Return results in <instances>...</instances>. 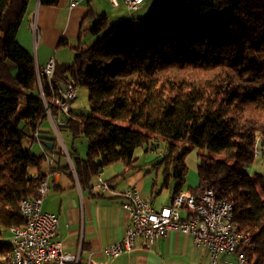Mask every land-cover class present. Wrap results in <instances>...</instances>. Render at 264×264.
<instances>
[{"label": "trees", "instance_id": "16d2710c", "mask_svg": "<svg viewBox=\"0 0 264 264\" xmlns=\"http://www.w3.org/2000/svg\"><path fill=\"white\" fill-rule=\"evenodd\" d=\"M28 2L0 0V264L11 252L10 228L23 224L20 202L37 197L45 179L34 173L43 155L24 147L43 143L48 120L35 59L17 41ZM90 34L52 76L56 88L71 79L88 88L90 114L71 109L58 128L87 141L84 159L66 147L81 186L112 163L135 168L138 149L163 144L160 164L177 193L194 149L198 186L191 193L209 189L230 201L238 230L251 237L242 251L250 264H264V175L246 171L256 144L259 153L264 147V0H152L130 18L98 16ZM41 84L50 98L48 79Z\"/></svg>", "mask_w": 264, "mask_h": 264}, {"label": "crops", "instance_id": "0c3cea01", "mask_svg": "<svg viewBox=\"0 0 264 264\" xmlns=\"http://www.w3.org/2000/svg\"><path fill=\"white\" fill-rule=\"evenodd\" d=\"M151 1L146 0L137 12L144 13ZM73 2L77 4L71 7ZM123 8L126 15L122 10L118 12ZM33 14H37L39 28L36 38L28 25ZM100 15L107 16L110 22L133 16L122 3L114 7L109 0H59L56 6H44L40 0H29L17 41L33 55L39 67L50 58L57 65H68L70 62L59 55L60 48H70L74 52V47L89 44L93 39L91 27ZM45 123L40 134L43 143L53 142V147L58 146L50 121ZM43 143H34L38 154L44 157L39 171L34 173L45 176L49 186L41 209L58 216L53 240L62 244L65 253H80L82 261L90 257L92 264H209L206 248L195 245L192 236L179 232H169L151 247L139 238L132 251L115 258H109L101 251L120 239L129 225L128 214L122 208V195L127 189L136 188L156 210L170 205L176 182L168 175L164 163L157 161L145 167L140 164L136 153L138 161L135 168H128L121 162L112 163L103 167L85 188L78 180L71 158L65 154L57 155L53 147ZM63 144L65 148H74L79 157H86L87 148L78 149L73 140ZM260 150L264 155V147ZM190 167L193 171L189 169L187 178L185 175L180 191L191 193L190 189L198 186L197 163ZM101 182L107 184V189L99 187ZM180 215L187 217L188 212L182 210Z\"/></svg>", "mask_w": 264, "mask_h": 264}, {"label": "built area", "instance_id": "2783aa9c", "mask_svg": "<svg viewBox=\"0 0 264 264\" xmlns=\"http://www.w3.org/2000/svg\"><path fill=\"white\" fill-rule=\"evenodd\" d=\"M145 1L109 0L114 7L122 3L130 12L137 11ZM76 4L73 2L71 7ZM28 25L36 38L39 29L37 14L31 16ZM54 67V59L50 58L42 67L35 63V72L56 143L68 158L58 128L64 124L62 116L72 109L70 102L76 99L77 88L82 84L81 79H71L66 85L59 87L58 92H51V97L46 98L41 77H46L49 84H53ZM51 109L57 111L55 119L51 116ZM255 154H259L258 144L255 146ZM99 187L107 189V184L101 182ZM48 188L46 178L38 187L37 197L24 199V213H20L23 224L9 230V239L13 242V249H17V256L8 257L5 264H92L90 257L82 261L80 253H65L62 244L53 240L58 227V216L41 209ZM122 197V208L128 214L129 225L120 239L101 250L107 257L115 258L132 251L139 238H143L147 246L151 247L169 232H179L192 236L195 245L206 248L209 264H241L238 262L239 245H246L247 250V243L237 237L235 232L227 231L228 203L225 199H218L212 190H205L200 195L179 191L174 194L170 205L158 210L145 201L136 188L127 189ZM182 210L188 212L187 217L180 215Z\"/></svg>", "mask_w": 264, "mask_h": 264}, {"label": "rangeland", "instance_id": "374dc122", "mask_svg": "<svg viewBox=\"0 0 264 264\" xmlns=\"http://www.w3.org/2000/svg\"><path fill=\"white\" fill-rule=\"evenodd\" d=\"M121 10L124 13V15H126V13H125L126 11L124 8L120 9L118 12H121ZM102 11H104V10H102ZM139 13H140L139 11L138 12L137 11L131 12V14L133 16H136ZM59 55L65 61H68L70 63L74 59V52L70 48L65 49V50L60 48ZM59 55L57 57H59ZM70 107L73 110L77 111L78 113H82L85 115L90 114V104L88 102V88L86 86L80 85L77 88V97L74 101L70 102ZM45 125H48V123H45ZM60 136H61L62 141L65 144L68 143L70 140H73V142H75V146L78 147V149L84 148L86 150V148H88L87 141L83 136H79L78 138L73 139L72 133L70 131H66V130L61 131ZM24 147H31L30 149L34 153L38 154L37 147L35 144H33V147H32V145L29 146L28 143H25ZM136 153L139 157L140 164H142L145 167H148V166H150L151 163L157 162V161L160 162L163 159V154L166 153V147L163 144H161V146L156 148V152L155 151L145 152L144 149L140 148L137 150ZM263 157H264V155L260 152L256 156L255 160L246 167V171L249 175H253V174L264 175V158ZM195 162L196 163L198 162V158L196 155V150L193 149L186 155V158H185V164L187 166L186 174L189 171V169L191 171H193V168H191L190 165L194 167ZM195 172L197 173V170H195ZM187 175H186V178H187Z\"/></svg>", "mask_w": 264, "mask_h": 264}, {"label": "bare ground", "instance_id": "6f19581e", "mask_svg": "<svg viewBox=\"0 0 264 264\" xmlns=\"http://www.w3.org/2000/svg\"><path fill=\"white\" fill-rule=\"evenodd\" d=\"M50 92H58V88L54 84H49ZM228 203V215H226V223H227V231L228 232H235L237 237L242 238L243 241L247 243V246H251V237L249 233L240 232L237 228V225L234 224V209L233 204L226 200ZM19 212L24 213V200H22L19 204ZM11 246V252L8 255L9 258H16L17 256V249H13V242L12 240H8ZM246 247V245H239V254H238V262L241 264H250L248 258L242 248ZM8 257L6 258L5 262H8Z\"/></svg>", "mask_w": 264, "mask_h": 264}, {"label": "water", "instance_id": "95a60500", "mask_svg": "<svg viewBox=\"0 0 264 264\" xmlns=\"http://www.w3.org/2000/svg\"><path fill=\"white\" fill-rule=\"evenodd\" d=\"M45 146L49 147V148H52L53 147V142H45L43 143Z\"/></svg>", "mask_w": 264, "mask_h": 264}]
</instances>
